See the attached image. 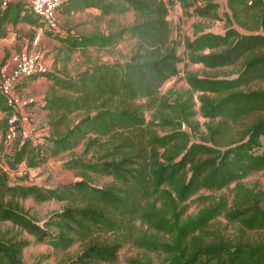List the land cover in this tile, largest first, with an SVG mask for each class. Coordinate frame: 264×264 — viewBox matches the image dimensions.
<instances>
[{"label":"trees","instance_id":"obj_1","mask_svg":"<svg viewBox=\"0 0 264 264\" xmlns=\"http://www.w3.org/2000/svg\"><path fill=\"white\" fill-rule=\"evenodd\" d=\"M1 1L0 38L6 36L9 24L38 25L40 19L25 2L11 0L1 7ZM173 3L63 0L59 10L64 14L94 8L99 16L133 11L141 19L106 35H53L76 50L113 47L127 34L138 41L128 60L100 62L70 78L54 72L28 76H44L68 95L43 98L42 109L59 115L57 122L72 112H84L75 125L50 139L53 155L82 141L88 153L98 136L118 134L113 149L97 159L74 158L66 163L82 173L111 177L112 182L97 187L81 179L56 188L10 184L0 165V225L8 222L54 249L82 243L81 253L68 264L114 262L120 243L102 235L129 232L135 221L154 234L135 239V246L163 255L165 264H264V191L241 183L245 176L264 170V150L259 151L264 139V87L253 88L264 82V0H225L223 17L218 16V3L205 0L196 5L195 15L223 19L225 31L202 32L193 40L186 39L184 47L191 61L209 70L235 63L240 68L233 78L187 74L189 93L177 94L172 100L165 95L156 102L161 86L178 74L180 43L169 38L166 19ZM250 17L261 32H243L233 26L234 22L245 26ZM157 103L162 110L154 112ZM8 110L0 92V112L7 115ZM198 113L206 119L204 131L194 120ZM233 125L240 127L231 135ZM5 128L6 116L0 118V152ZM18 141L6 165L10 169L23 161L29 167L35 165L33 142ZM231 185V202L221 196L185 216L186 201L198 192H218ZM27 198L66 202L48 221L55 232L24 212L20 202ZM218 217L233 226L231 237L214 227ZM27 244L5 237L0 230V264H21V251Z\"/></svg>","mask_w":264,"mask_h":264},{"label":"rangeland","instance_id":"obj_2","mask_svg":"<svg viewBox=\"0 0 264 264\" xmlns=\"http://www.w3.org/2000/svg\"><path fill=\"white\" fill-rule=\"evenodd\" d=\"M205 0H174V3L169 6L167 14L169 38L174 39L180 43L177 53L180 58L178 63V74L175 77L169 78L160 88L157 101H161L165 95H168L170 100L177 94H187L190 92V88L186 82L187 74H196L199 76H216L220 78H233L237 75L240 68L239 63H235L230 66L218 68V69H205L203 66L191 61V55L189 51L184 47V41L186 39L193 40L202 32H213L222 34L225 31L224 20H217L212 17H200L194 14V7L202 5ZM218 3L219 8L217 10L218 16L223 17V11L225 8V0H211ZM141 19L137 18L133 11H127L122 15H105L97 16L93 14L91 10L87 12H80L77 15L64 14L58 10L56 21L51 26L45 22L46 34L51 36H81L93 33L98 34H110L128 27ZM239 31L243 32H261L257 30L253 17L246 20L245 26H241L237 23H233ZM138 41L136 38H132L125 34L117 44L113 47L106 49H98L91 47L92 50L87 52V58L84 63H76L72 71L68 73L67 77H73L79 71L88 69L89 67L100 62H113L120 60L119 63L126 61L132 55L133 51L137 49ZM63 47L65 45L63 44ZM78 51V49L75 50ZM71 53V51H70ZM74 66V65H73ZM67 70V69H65ZM58 74V73H57ZM63 76V75H61ZM33 79V76H31ZM55 86V85H54ZM256 86L264 87V82L255 84ZM47 95H59L68 96L63 90L55 86ZM46 95V96H47ZM71 97V96H69ZM196 93H194V99ZM196 102L195 110L198 111V102ZM154 112L161 111V107L154 105ZM42 114V115H41ZM84 114L83 111L72 112L66 115L62 121H59V115H54L48 111L40 112L39 121L36 126L32 127L31 138L33 139L35 152L33 157L35 158V165L28 166V162L23 161L18 164L15 169H10L6 162H8L12 156V151L17 145L19 137L15 138L7 147L0 152V165L5 169L8 175V181L10 184H35L44 188H56L62 185L73 183L75 181L84 179L90 184L102 187L112 182V178L108 176L97 175L91 172L82 173L76 169L69 168L66 164L70 159L82 158L84 160H95L100 155L104 154L107 150L111 151L116 144L115 138H118V134L114 137L110 136H98L95 140V144L90 148L88 153H84L85 143L82 141L78 145L72 147L69 150L61 151L56 155L51 153L52 143L51 138L66 131L69 127L75 125ZM149 112L145 113L146 119L149 120ZM6 115L1 116L5 118ZM36 119L35 121H37ZM61 120V119H60ZM195 121L199 122L200 130L204 131L203 123L206 119L202 118L198 113ZM240 125H233L230 134L232 135L236 128ZM87 136H90L89 134ZM95 137V136H92ZM264 150V139L262 140V147L259 151ZM52 163H56L55 166H51ZM241 183L248 188H255L256 190L264 191V170L251 173L245 176ZM231 185L229 188L222 189L218 192L200 191L198 194L186 201L187 210L185 216H191L196 214L200 209L204 208L210 202L218 200L219 197L225 196L228 202L232 201L233 192ZM21 206L24 212L31 217L36 223L44 228L55 232V227L50 226L48 221L57 212H59L66 202H60L55 200H49L44 202H35L31 198L22 200ZM214 227L224 229L226 236L231 237L234 234L233 226L229 225L223 217H218L214 220ZM0 230L4 232L5 237H14L17 240H25L28 242L21 251V264H68L71 260L75 259L82 251L83 244L75 242L64 250L54 249L49 244L37 243L35 239L27 234L25 231L13 227L10 223H3L0 225ZM142 235L148 237L154 235L145 226L139 224V221L134 222V226L131 231L124 232L118 231L115 233L106 232L102 236L108 239H114V241L120 243V249L117 254V258L114 262H97V264H136L131 261H136L137 264H165L164 256L159 253L148 252L146 250L137 248L134 244L135 239H138ZM260 235H258V238Z\"/></svg>","mask_w":264,"mask_h":264},{"label":"crops","instance_id":"obj_3","mask_svg":"<svg viewBox=\"0 0 264 264\" xmlns=\"http://www.w3.org/2000/svg\"><path fill=\"white\" fill-rule=\"evenodd\" d=\"M89 10L99 16V11L94 8L70 15H77ZM63 44L50 34H46L45 26L40 20H38V25L26 22L7 25L6 36L0 38V77L7 75L12 70L18 55L25 51L40 52L41 60L37 65L36 73L54 72L67 77L77 62L80 64L85 62L87 52L91 51L92 48H79L75 53V50L69 49L65 44L63 47ZM67 71L68 73H66ZM52 88L56 89L53 82L44 76L33 79L26 77L19 84L16 91V103L20 116L18 135L21 142L25 139L33 141L31 138L32 127L37 125L38 117L42 115L40 112L45 111L42 109L43 98ZM3 115H5L4 112H0V118ZM36 119L38 120L35 121Z\"/></svg>","mask_w":264,"mask_h":264},{"label":"built area","instance_id":"obj_4","mask_svg":"<svg viewBox=\"0 0 264 264\" xmlns=\"http://www.w3.org/2000/svg\"><path fill=\"white\" fill-rule=\"evenodd\" d=\"M11 0H2L1 7ZM18 1V0H13ZM26 3V6L36 14L41 22L47 23L53 27L57 18V12L63 0H20ZM41 60L40 52H21L14 64L12 70L0 77V92L5 96L6 104L9 108L6 115V128L1 138L3 149L6 150L8 145L18 136L20 129V116L18 105L16 103V91L21 81L36 72L37 65ZM185 129L184 124L181 125ZM3 169V167H2ZM5 171V169H3Z\"/></svg>","mask_w":264,"mask_h":264},{"label":"water","instance_id":"obj_5","mask_svg":"<svg viewBox=\"0 0 264 264\" xmlns=\"http://www.w3.org/2000/svg\"><path fill=\"white\" fill-rule=\"evenodd\" d=\"M119 62H120V60L118 59V60H115V61H113L112 63H119ZM55 164H56V163H52V164H51V166H53V167H54V166H55Z\"/></svg>","mask_w":264,"mask_h":264}]
</instances>
